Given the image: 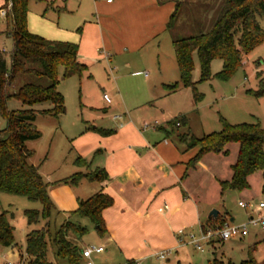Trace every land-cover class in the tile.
Segmentation results:
<instances>
[{"label":"rangeland","instance_id":"obj_1","mask_svg":"<svg viewBox=\"0 0 264 264\" xmlns=\"http://www.w3.org/2000/svg\"><path fill=\"white\" fill-rule=\"evenodd\" d=\"M49 1L28 0L27 25L29 31L40 36L43 35L39 34V31L46 35H57L60 31H56L55 28H58L59 25L67 29L64 36L73 39L78 36L79 39L77 27H81V24L74 23V15L70 11H66L69 6L64 10L59 8V13H57L50 8L46 10V3ZM162 1L166 6L172 8L167 19L175 8V4L180 2L173 26L167 30L165 25L156 36L143 45L141 50L133 53L132 48L125 46L127 53L121 54L117 63L111 57L106 60L104 53L108 52L105 47L107 42L105 41L103 44L102 39L92 33L91 38L88 39L89 51L96 47L98 51L91 52L94 54V58H89L88 68L81 75L76 74L66 78L62 76V69H59L57 90L64 97L66 111L59 118L37 114L34 125L41 132V136L25 143L26 147L33 152L29 162L39 167L40 172L45 175L43 178L48 184V193L55 209L52 210L47 220L40 218L35 224H27L24 211L36 209L41 212V203L25 196L0 192V211L6 212L7 218L13 226L14 238V246H0V264H6L7 260H14L19 256L26 264L29 259L25 254L26 235L44 227L48 229L46 259L51 264H69L66 259H57L54 256L52 243L56 230L64 221L55 200L56 198L61 199L63 191L60 188L67 185L63 181L65 178H59L62 173L63 175L67 173L63 171L69 164V157H67L69 150L67 151V148L64 150V145L67 147L69 145L63 135L80 129L77 122L81 116L86 118L92 115L100 123L102 115L109 109V103L106 102L103 95L107 94L114 99L112 89L119 91L120 95L122 91L126 93L125 96L115 97L114 113L119 114L125 111L131 114L143 130H153L156 126L155 121L158 128L164 127L170 130V123L179 121V126L173 130L174 136L167 137L170 143L178 142L177 135L188 134L201 137L213 131H220L222 120L229 124L259 122L264 127V96L256 97L247 92L257 89L256 72L261 71L264 74V41L251 51L242 53V66L227 80L213 76L222 67V61L214 59L210 65L212 76L208 80L201 81L199 59L194 53L191 81L200 96L199 99L195 98L191 85L184 86L179 83L176 90L169 91L165 85L180 82L172 40L208 31L217 17L223 0ZM3 4L4 0H0V55L6 59L7 67H9L13 40L6 32L5 14L1 9ZM56 5H61V3L57 2ZM258 22L264 31V17H259ZM63 41L78 44L77 41ZM143 54L147 60H137ZM131 56L136 58V62L128 69V74L131 71H140L141 73L129 79L123 75L118 77L121 72L118 65L122 67L125 60H129ZM124 71L127 70L123 69L122 73ZM144 73H147L148 77H144ZM30 80L29 75L16 76L7 87V93L15 92ZM145 86H148L149 93L143 89ZM48 106H50L49 103H44L36 105L34 108L41 109ZM6 107L8 110H15L25 106L19 100L10 98L6 102ZM111 114L113 113L111 112ZM182 118L185 119L181 121ZM5 126V119L0 118V129ZM184 148L186 154L191 155V158L198 152V148L195 147L188 149L186 143H184ZM227 149L228 154L226 155L222 153L204 154L200 161L190 168L187 185L190 188V193L199 201L201 219L207 220L212 210H217L218 215L222 217L224 215L233 217L234 223L246 222L250 216L256 217L258 212L264 216V209L258 208L260 202L264 203L261 171L257 170L248 177V188L243 190L226 189L223 193L221 192L218 180L230 179V166L237 158L238 144L229 143ZM43 174L42 176H44ZM49 174L52 175V178H48ZM239 201L245 206H240ZM70 220L79 222L87 229L83 235L77 231H69L67 237L72 242L76 241L80 248L97 245L100 237L89 219L74 215L70 217ZM223 220L226 221L227 218H223ZM196 228L195 230L198 229ZM250 255L256 264H264V231L259 226L250 227L249 235L241 240L225 241L222 247L216 246L215 249L205 246L203 251H200L193 245L183 244L177 247V250L174 249L169 253L165 264H209V261L211 262L215 257L239 264L242 260L248 259ZM91 258L95 264H120L108 251L101 254L93 253ZM224 261H221L222 264H226ZM83 262L82 258L80 264ZM151 264H161V262L154 258Z\"/></svg>","mask_w":264,"mask_h":264},{"label":"trees","instance_id":"obj_2","mask_svg":"<svg viewBox=\"0 0 264 264\" xmlns=\"http://www.w3.org/2000/svg\"><path fill=\"white\" fill-rule=\"evenodd\" d=\"M179 5L178 1L167 22V30L173 26ZM1 9L6 11V32L13 40V49L10 53L9 67L6 59L0 55V118L6 121V126L0 129V192L39 201L42 206L41 212L36 209L24 211L27 224H35L40 218L47 220L55 206L48 193V184L38 167L29 162L33 152L25 143L41 136V132L34 125L37 114L59 118L66 111L64 97L57 90L59 69H62V76L66 78L81 75L86 65L78 58L77 43L49 40L28 30V0H4ZM259 17H264V0H223L217 17L208 31L172 40L180 82L165 87L169 91H174L179 87V83L184 86L191 85L195 98L199 99L200 96L191 81L194 53L200 63L201 81L212 76L210 65L214 59L221 60L222 67L213 76L221 80L230 78L242 66V53L251 51L264 41V31L258 22ZM18 75H29L31 80L25 82L15 92L7 93V87ZM256 77L257 89L247 92L261 97L264 96V74L257 71ZM10 98L19 100L25 107L8 110L6 102ZM44 103H49L50 106L34 108ZM179 124V121L170 123L171 131ZM99 132L103 135L109 134L106 131ZM179 137L186 143L188 149L198 147L196 155L188 161L187 169L193 168L206 153L228 154L227 145L237 143V158L230 166V179L218 180L221 192L226 189L248 188V177L257 170L261 171V188L264 192V127L259 122L229 124L222 120L220 131H213L201 137L188 134ZM76 163L86 162L78 158ZM82 178L103 182L108 179V174L105 169L96 168L87 174L75 173L63 181L75 184ZM112 202V198L100 190L86 199L78 200L77 207L70 216L89 219L94 224L96 232L104 235L106 228L102 211L111 206ZM210 218L215 220L213 225L220 226L224 222L220 215ZM69 231H77L83 235L87 229L77 221L64 220L52 239L54 256L57 259H66L69 264H80L81 248L67 237ZM47 234L48 229L44 227L26 235L25 254L29 258L26 264H51L46 259ZM0 246H14L13 226L4 211H0ZM209 264L222 262L214 258ZM226 264L234 263L228 261ZM239 264L256 263L250 255Z\"/></svg>","mask_w":264,"mask_h":264},{"label":"crops","instance_id":"obj_3","mask_svg":"<svg viewBox=\"0 0 264 264\" xmlns=\"http://www.w3.org/2000/svg\"><path fill=\"white\" fill-rule=\"evenodd\" d=\"M57 2L61 5H56ZM46 4V10L50 8L57 13L59 8L64 10L69 6L66 11L74 15L76 25L81 24V27H77L80 36L79 39L78 36L74 39L64 36L67 29L59 25L55 28L60 31L57 35H46L41 31L39 34L50 38L49 40L77 41L78 58L86 65L85 70L88 68L87 62L94 58L93 51H98L97 47L89 51L88 39L92 33L97 34L103 44L107 42L105 47L108 52L104 53L106 60L111 57L117 63L119 56L127 53L125 46L136 53L156 36L167 25V16L172 9L162 0H50ZM139 59L146 61L147 57L143 54L137 58ZM134 62L136 58L131 56L122 67L118 65L121 71L118 77L123 75L129 79L140 74V71H131L128 74V69L135 65ZM123 69L127 71L122 73ZM144 77H148L147 73H144ZM143 89L149 93L148 86ZM112 90L115 99L120 93ZM121 95L125 96L126 93L122 91ZM107 96L108 100L104 99L109 103V109L102 115L100 123L92 115L86 118L81 116L77 122L80 129L63 135L70 146L68 148L64 145V150H69V164L63 171L67 173H62L59 178H67L75 173L87 174L96 168H103L108 179L98 182L82 178L75 184L67 183L60 188L63 191L61 199L55 197V200L62 219L67 220L72 217L68 212L76 209L78 200L86 199L102 190L113 202L102 211L106 231L104 235L97 233L100 237L97 246H103L104 250L96 254L108 251L120 264H134V261L151 264L154 258L158 260L157 254L160 251L172 252L183 244H190L187 236L189 233L197 232L200 226L213 225L215 220L211 216L205 221L201 219L199 201L190 193L187 185L190 175L187 163L191 155L186 154L185 148L183 149L185 142L180 140L179 135L177 143H170L167 137L174 136L175 133L171 129L158 128L156 121L153 130L141 129L131 114L125 111L115 114V100ZM99 130L109 134L103 135ZM78 158L86 163L77 164ZM38 170L40 172L39 167ZM48 176L52 178L51 174ZM223 218L235 222L233 217L224 215ZM179 230H183L182 242H179ZM74 243L77 245L76 241ZM224 243L225 241L210 242L203 249L205 246L215 249L216 246L222 247ZM91 256L89 260L95 264ZM82 258L84 262L88 260ZM216 259L224 261L221 258Z\"/></svg>","mask_w":264,"mask_h":264},{"label":"built area","instance_id":"obj_4","mask_svg":"<svg viewBox=\"0 0 264 264\" xmlns=\"http://www.w3.org/2000/svg\"><path fill=\"white\" fill-rule=\"evenodd\" d=\"M107 2H111L112 0H106ZM4 14L5 10H2ZM103 97L108 100V96L106 94ZM240 206H245L242 202L238 203ZM264 207V203L260 202L258 204V208L261 209ZM259 226L261 230L264 231V216L258 212V215L250 216L248 220L241 224H235L230 222L228 219L222 223V225H206L200 226L197 232H191L188 236V242L193 245L197 250L202 251L205 244L210 242H219L226 241L232 238H242L249 234L250 227ZM179 242L183 241V230H179ZM104 250L103 246L97 245H89L81 250V255L88 260L83 264H93L89 258L92 253H100ZM170 250H163L157 254V259L161 262V264H165L167 256L169 255ZM6 264H24V260L22 257H17L14 260H7ZM134 264H140V261H134Z\"/></svg>","mask_w":264,"mask_h":264},{"label":"water","instance_id":"obj_5","mask_svg":"<svg viewBox=\"0 0 264 264\" xmlns=\"http://www.w3.org/2000/svg\"><path fill=\"white\" fill-rule=\"evenodd\" d=\"M209 216L216 218L218 216V211L217 210H212L209 214Z\"/></svg>","mask_w":264,"mask_h":264}]
</instances>
